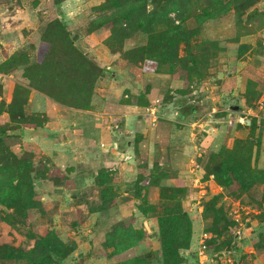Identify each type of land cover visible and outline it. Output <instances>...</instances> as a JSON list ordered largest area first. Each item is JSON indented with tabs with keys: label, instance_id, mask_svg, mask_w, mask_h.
<instances>
[{
	"label": "trees",
	"instance_id": "16d2710c",
	"mask_svg": "<svg viewBox=\"0 0 264 264\" xmlns=\"http://www.w3.org/2000/svg\"><path fill=\"white\" fill-rule=\"evenodd\" d=\"M257 1L103 0L91 7L87 31L108 27L109 35L103 42L111 51L121 52L129 64L143 67L147 71L175 75L183 82L179 93L187 95L190 86L207 76L210 65L208 61L218 45L211 40L195 41L201 26L230 11L237 17V22H240L242 14ZM56 2L59 3L58 0ZM171 12L176 13L178 22L170 16ZM256 14V11L252 12L250 9L246 20L250 21ZM261 15L264 18V11ZM189 18L194 19L195 27L187 26ZM243 28L245 30L241 34H249L253 30ZM138 34L145 36L144 43L128 48L124 46L128 39ZM39 39L45 45L38 60H31L28 50H16L10 55L5 53V58L0 62V73H14L17 79L11 90L10 100H0V114L5 113L8 117L7 125L0 127V220L12 225L21 223L30 209L39 207V202L34 199V181L42 177H55L52 172L47 173L48 169L44 164L40 163L34 168L30 156L25 154L18 157L4 145L3 134L9 128L7 126L10 124L17 129L26 126L40 127L47 120L45 114L40 112L25 114L24 108L32 89L59 105L80 110L92 109L94 87L103 74L102 68L91 56L76 45V37L62 20L55 18L46 22L41 27ZM252 89L247 86L244 95L245 102L249 105L253 99L258 98V94ZM188 104L180 105L181 114L193 113L196 109L194 105ZM247 128L249 133L245 137L235 135L239 133L235 129L234 134L217 151H211L207 155L202 165L203 180L212 176L214 182L234 198H240L253 188L260 187L262 203L264 157L259 159L261 130L255 135L258 129L255 120H251ZM168 176L163 167L154 164L147 175L141 174L137 179L139 184L146 180L148 185L159 187V206L151 204L150 208L157 215L160 256L138 255L132 251L146 233L125 220L115 223L106 236L105 246L114 247L111 253V257L115 256L113 264H156V261L161 264H191L183 255V251L189 249L192 236V221L180 200L186 191L160 184ZM58 180H64L63 175L58 176ZM111 181L110 172L106 169H100L94 176L93 183L101 187L100 208H105L108 201H115L117 193L110 185ZM137 182L134 197L144 202L146 197L144 194L141 196L142 187H137ZM220 196L215 194L203 202L202 216L211 218V223L205 226V232L212 235L206 240V245L213 243L216 235L228 232L236 224L227 218L223 205H217ZM136 207L139 214L147 215L145 207L140 204ZM224 244H230V239L224 240ZM73 246L72 242L62 241L55 233H51L49 237L35 239L28 250L10 244L1 245L0 260L17 256L24 258L26 264H59L72 253ZM123 251L127 252L126 255H119Z\"/></svg>",
	"mask_w": 264,
	"mask_h": 264
},
{
	"label": "rangeland",
	"instance_id": "374dc122",
	"mask_svg": "<svg viewBox=\"0 0 264 264\" xmlns=\"http://www.w3.org/2000/svg\"><path fill=\"white\" fill-rule=\"evenodd\" d=\"M56 1L0 0V62L3 61V52L9 48L5 42H14V51H30L29 57L31 60H38L42 56L45 43L39 39L41 27L46 22L58 17V10L56 8L62 0H58L59 3ZM101 1L68 0L69 13L60 15L58 19L62 20L65 24L67 23L65 17L80 16L79 19H82L86 16L85 12H87V8L89 7L88 4H98ZM250 9L252 12L256 11V13H260L261 15V12L264 11V0H258L249 10L243 13L240 17V22H237V17L233 11H230L216 19L206 21L201 26L195 41L211 40L218 43V45L208 61L210 65L207 76L196 85L190 86L189 94H180L182 96L181 99L185 100L183 101L185 104L189 105L188 103H190L198 110L193 113L194 121L189 123L190 131L187 134L192 139L191 144L196 153L195 156L200 158L198 164L192 159L190 168L183 165L181 160L169 163L171 164V168L173 166L180 169L183 168L185 171L190 170L193 173L190 178L191 180L187 182L182 181L181 184H175V182L170 180H162L160 184L183 188L186 191L180 200L183 209L190 215L192 236L189 249L184 250L183 255L187 257V262L191 264H264V202L261 203V188H253L249 193L242 195L240 198H234L229 196L227 191L216 184L212 176L207 178L209 182L203 180L204 168L202 165L205 162L204 160H206L207 155L211 151H217L220 145L213 147L214 149L211 151L205 152L198 145L202 141L200 140L201 137L200 141H197L198 134L209 133L210 128H208V125L214 120H216V125L218 122H220V126L224 124L226 132L228 125L232 126L231 129L233 128V131L229 130L228 134L230 136L237 129L239 133L235 135L239 137H245L249 133L247 126H249L251 120H255L258 125L255 135L261 130V152L259 159L264 157V24L262 22L264 18L262 15L258 16L256 14L250 21H247ZM27 12L33 14L34 20L23 24L21 23V19H23ZM89 14L91 13L89 12ZM170 16L173 19L177 18L175 12H171ZM23 21H25V18ZM176 22H178L177 19ZM17 23L20 26L18 25L16 28L15 25ZM186 24L190 28L195 27L193 18H189ZM243 27L253 30L249 34H241L245 30ZM104 30L107 31L104 35L106 37L109 35L108 27ZM82 31H84V27ZM14 32L17 33L19 41H16L15 36L10 37ZM32 32L36 40L32 38V42L25 43L27 41L25 38L29 37V33ZM144 42L145 36L138 34L128 39L124 43V46L128 48ZM75 43L83 50H85L84 47H90L83 45L79 41ZM27 44L33 46L34 52L31 51V47L26 49ZM37 44L38 50H36ZM107 53L112 54L113 52H110L108 49ZM118 54L119 57H117L122 59L121 52H118ZM87 55L90 56L89 53ZM90 58H93V56ZM149 72L153 71L150 70ZM9 79L12 78L10 77ZM2 80L0 76V81ZM5 83L6 81L3 83V89L0 85V96H2L0 100H5L2 95L4 92L8 98L7 94L9 90L6 88L7 85ZM247 86L253 88V92L258 94V98L253 99L250 105L245 102L244 98ZM158 102L160 101L155 100L154 105L147 108L150 114L155 113L153 111ZM234 105H239L241 108L233 110L232 107ZM151 108L153 109L151 110ZM174 108L171 109L172 112L169 116L176 121L175 117H177V111L180 110V107L178 106L179 109ZM50 109L52 111L56 110L55 107ZM31 110L30 105L26 104L24 108L25 114H28ZM6 120V114H0V127L7 125ZM156 122L157 119L152 118L150 120L151 124ZM205 126L207 127L205 128ZM7 127L9 128L3 134L4 145L9 147L18 157L25 154L26 156H30L34 168H37L40 163L44 164L48 169L47 173L52 172L55 179H43L42 177L34 181V199L39 202V207L30 209L26 218L21 223L12 225L7 221L0 220V246L10 244L16 248L28 250L38 237H49V234L55 233L62 241L74 244L72 253L59 264H81L83 261V264H113L115 256L111 257V255L113 256L111 253H113L114 247L105 246L107 241L106 236L115 223L129 220L134 228L142 229L146 233V236L138 245L133 247L132 251L138 255L152 256L153 254L157 257L160 256L157 215L150 208L151 204L159 206L158 186L148 185L146 180L145 183L147 184L144 182L143 184H139L137 182L139 174L134 181L137 182V187H142L141 196L145 195L144 197H146L144 202L134 197L136 194L134 188L135 182L133 185L132 183L122 182L126 186L125 189L129 190L130 195L134 198L123 197L117 194L115 201H108L105 208H100L102 205L100 200L101 187L94 183L92 184V178L82 175L83 183H74L75 185L66 183V180L59 181L58 176L62 174L55 167L58 164L62 165L63 162H52L53 160L51 161V159L42 161L41 158L46 156L40 154L42 150L40 145L29 139L28 141L31 144L24 143L25 139L17 133L20 129L12 128L10 124ZM216 137L218 138L219 136ZM229 137L221 144L225 143ZM219 141L220 139L218 138L216 144ZM12 145H17L15 150ZM44 154H47V152ZM145 155L144 153V157ZM186 155L190 157V155ZM201 159L203 160L202 162ZM152 161L151 163L148 161V158H144V160H139L140 164L138 165H142V168L146 170L151 166L153 167L154 164L158 165V167L165 166L163 168L167 172L168 169L171 170L169 165H161L164 162L161 158L156 160L153 157ZM260 162L262 163L263 159ZM57 167L60 168V166ZM62 167H66V165L61 166L60 170H64ZM169 173L171 172L169 171L168 175ZM110 176L112 179L115 177L114 173L113 176L111 174ZM42 180L46 182L37 185ZM58 184H61V186L66 184L69 189L73 188L74 190L71 192L66 187L63 189L64 193H61V195L60 193L54 194L52 191L58 188ZM202 189L205 190L204 194L199 192ZM192 191L193 193H191ZM120 194L122 193L120 192ZM215 194L221 195L217 205L221 203L225 209L227 218L233 220L236 224L231 226L228 232L216 235L213 238V243L206 245V240L212 235L205 232V226L211 223V218H203L202 206L204 201H207ZM50 197H53L57 201L56 208L51 206ZM65 197L68 199L64 201ZM129 204H132V206ZM138 204L146 208V216L139 214L136 207ZM226 239H230V244L223 245ZM126 253V251H123L119 255H126ZM102 256L106 257L105 260L97 261ZM9 257V259L0 260V264H26L24 258H17V256ZM159 263L160 261H156V264Z\"/></svg>",
	"mask_w": 264,
	"mask_h": 264
},
{
	"label": "crops",
	"instance_id": "0c3cea01",
	"mask_svg": "<svg viewBox=\"0 0 264 264\" xmlns=\"http://www.w3.org/2000/svg\"><path fill=\"white\" fill-rule=\"evenodd\" d=\"M67 1L62 0L56 8L58 17L69 13ZM93 5L88 4L89 7L85 12L86 16L82 19H79L80 16L65 17L67 27L70 28L71 34L76 37L75 42L79 41L85 46H90V49L86 47H84L85 50L80 49L93 56L92 59L103 70L102 76L98 78L94 87L91 99L92 109L80 110L65 107L32 89L27 102L32 110L28 114L40 112L45 114L47 120L40 127L26 126L20 128L17 133L25 139L24 143L31 144L28 141L29 139L40 145L42 149L40 154L46 156L41 158L42 161L51 159L52 162H63L62 165L57 163L58 165L55 168H58L66 183H83L82 175H86L92 178L93 184L94 176L98 171L106 169L112 176L114 173L115 177L110 183L113 190L119 196L131 198L129 190L125 189L126 186L122 182L132 183L133 185L139 174L147 175L152 167H149L148 170L142 168V165H138L140 164L139 160L148 158V161L151 162L153 157L156 160L161 158L164 162L159 164L162 166L163 164L169 165L170 168L171 164L169 163L176 160H181L183 165L188 168L191 167L192 159L198 164L200 157L195 156L196 153L191 144L192 139L187 134L190 131L189 123L194 121L193 113L197 109L193 113L186 114L184 112L181 114L180 110H175L177 111L176 121L170 118L171 109L174 107L179 109L178 106L183 105V101H185L181 99L182 96L179 93L183 85L182 80L171 74L147 72L139 66L129 64L123 57L122 59L118 58V52L111 51L103 42L107 37H104L106 30L102 28L93 32L87 31V24L91 18L89 12ZM24 18L25 21H23ZM32 20H34L33 14L27 12L21 19V23L24 24ZM18 23L15 25L16 28L18 25L20 26ZM83 27L84 31H82ZM29 34V37L25 38L27 40L25 43L33 41L32 34L34 33ZM14 36L16 41H19L17 33L14 32L10 35V37ZM5 43L9 48H5L3 59L5 53L10 55L14 52V42ZM38 44L36 50H38ZM29 47L33 51L31 44H27L26 49ZM107 48L113 53H107ZM0 76L3 79L0 81L2 89L4 88L3 83L6 81V88L9 90L8 98L5 96V92L2 93L6 102H8L17 79L14 73L0 74ZM10 77L12 79H9ZM155 100L160 102L156 104L157 106L153 111L155 113L150 114L147 108L153 106ZM52 107H55L56 110L52 111L50 109ZM152 118L157 119V122L151 124L150 120ZM205 124L208 125L206 122ZM220 125V122L216 125V120H214L208 125V128H210L209 133L198 134L197 141L202 140L198 145L205 152L222 145L221 143L230 136L228 135L229 130L233 131L230 125H228L229 128L227 127V132L224 124L223 126ZM216 136H219L220 139L217 144L218 138ZM16 146L12 145L14 150ZM45 152L50 155L44 154ZM144 153L146 154L145 157ZM152 162L154 163V161ZM64 165H66V167H62L64 170H60L61 166ZM57 166H60V168ZM163 167L165 168V166ZM169 171L171 172L169 178L162 180H170L175 184H181L182 181L187 182L191 180L190 178L193 175L190 170L185 171L183 168L173 166L171 170L168 169ZM45 182V180H42L37 185ZM66 187L68 188L66 184L63 186L58 184V188H55L52 192L61 195ZM69 190L72 192L74 189ZM199 192L204 194L205 190L202 189ZM65 199L68 198L65 197L64 201ZM50 201L51 206L56 208L57 201L53 197H50ZM129 205L132 206V204ZM99 258L97 261H103L106 257Z\"/></svg>",
	"mask_w": 264,
	"mask_h": 264
},
{
	"label": "water",
	"instance_id": "95a60500",
	"mask_svg": "<svg viewBox=\"0 0 264 264\" xmlns=\"http://www.w3.org/2000/svg\"><path fill=\"white\" fill-rule=\"evenodd\" d=\"M241 107L239 106V105H234L233 107H232V109L233 110H239Z\"/></svg>",
	"mask_w": 264,
	"mask_h": 264
},
{
	"label": "built area",
	"instance_id": "2783aa9c",
	"mask_svg": "<svg viewBox=\"0 0 264 264\" xmlns=\"http://www.w3.org/2000/svg\"><path fill=\"white\" fill-rule=\"evenodd\" d=\"M204 247V246H203Z\"/></svg>",
	"mask_w": 264,
	"mask_h": 264
}]
</instances>
